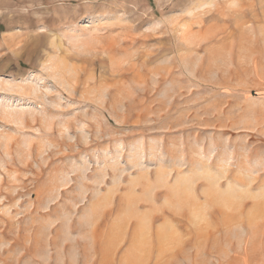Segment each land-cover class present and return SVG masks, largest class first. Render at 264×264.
I'll list each match as a JSON object with an SVG mask.
<instances>
[{
  "label": "rangeland",
  "instance_id": "374dc122",
  "mask_svg": "<svg viewBox=\"0 0 264 264\" xmlns=\"http://www.w3.org/2000/svg\"><path fill=\"white\" fill-rule=\"evenodd\" d=\"M0 264H264V0H0Z\"/></svg>",
  "mask_w": 264,
  "mask_h": 264
}]
</instances>
